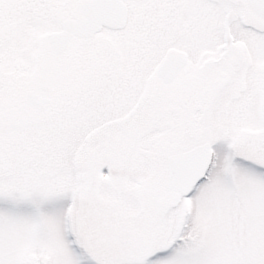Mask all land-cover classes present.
Returning <instances> with one entry per match:
<instances>
[{
    "label": "snow or ice",
    "instance_id": "snow-or-ice-1",
    "mask_svg": "<svg viewBox=\"0 0 264 264\" xmlns=\"http://www.w3.org/2000/svg\"><path fill=\"white\" fill-rule=\"evenodd\" d=\"M0 264H264V0H0Z\"/></svg>",
    "mask_w": 264,
    "mask_h": 264
}]
</instances>
